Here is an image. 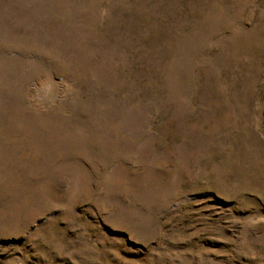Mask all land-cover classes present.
I'll list each match as a JSON object with an SVG mask.
<instances>
[{
  "label": "rangeland",
  "instance_id": "rangeland-1",
  "mask_svg": "<svg viewBox=\"0 0 264 264\" xmlns=\"http://www.w3.org/2000/svg\"><path fill=\"white\" fill-rule=\"evenodd\" d=\"M0 264H264V0H0Z\"/></svg>",
  "mask_w": 264,
  "mask_h": 264
}]
</instances>
